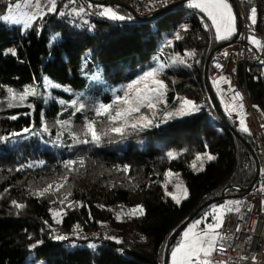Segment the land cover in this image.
<instances>
[{
	"label": "trees",
	"instance_id": "1",
	"mask_svg": "<svg viewBox=\"0 0 264 264\" xmlns=\"http://www.w3.org/2000/svg\"><path fill=\"white\" fill-rule=\"evenodd\" d=\"M10 1L0 0V16ZM239 1L247 17L256 9L260 28L264 0ZM225 42H216L202 15L181 4L151 19L121 22L81 21L57 5L27 30L0 21V264H28L32 254L39 264H164L174 232L188 218L209 213L210 221L223 199L243 195L256 172L251 140L215 109L204 80L210 52ZM176 58L185 63L173 64ZM158 63L167 104L175 108L185 97L199 106L197 113L128 129L124 136L109 134L99 144L74 143L73 137L89 138L76 134L87 121L95 120L98 129L106 121L95 109L111 102L109 90ZM45 78L59 86L50 90L52 100L44 96ZM247 85L252 105L264 114V66L252 67ZM25 88L41 94L20 101ZM72 101L83 105L80 111H73ZM204 153L215 159L197 161ZM79 158L84 166L69 172L65 162ZM201 163L202 171L193 169ZM65 176L59 192L36 195ZM176 176L187 189L179 204L165 195ZM137 206L143 215L127 214ZM103 228L114 232L103 236Z\"/></svg>",
	"mask_w": 264,
	"mask_h": 264
},
{
	"label": "built area",
	"instance_id": "2",
	"mask_svg": "<svg viewBox=\"0 0 264 264\" xmlns=\"http://www.w3.org/2000/svg\"><path fill=\"white\" fill-rule=\"evenodd\" d=\"M183 1L186 0H55V4L60 10L68 7L81 21H90L101 18V8L96 3L123 7L137 19H151L176 8ZM232 2L238 17L237 32L210 52L204 77L227 122L234 127H241L240 119L243 116L248 128L245 133L251 140L254 158L258 163V175L250 192L222 200L220 205L227 201L242 203L239 212L226 214L223 227L219 230L228 238L218 241L216 248L223 247L226 251H214L209 259L213 264L220 261L226 264H264V136L253 111L247 85L252 67L264 66V23L260 28L256 27L249 21L241 2ZM249 37L259 40L260 46L250 43ZM236 92L240 93L242 99H233ZM240 104H243L242 113L239 110ZM229 105H234L236 111L230 112ZM113 232L111 228H103L98 233L108 236ZM64 243L67 246L66 239Z\"/></svg>",
	"mask_w": 264,
	"mask_h": 264
},
{
	"label": "snow or ice",
	"instance_id": "3",
	"mask_svg": "<svg viewBox=\"0 0 264 264\" xmlns=\"http://www.w3.org/2000/svg\"><path fill=\"white\" fill-rule=\"evenodd\" d=\"M26 3H30V0H25ZM190 6L196 9H199L208 17V19L212 22V27L215 29V39L216 40H227L236 32V16L233 14V9L228 0H190ZM16 8H20V5H15ZM37 9H39V3L37 0L36 3ZM12 6H9L11 10ZM56 10L55 0H50V6L48 7V12H53ZM83 11V9H80ZM40 16L43 13H38ZM101 16L108 17L113 20H123L125 17L118 15L112 8L105 7L103 11L99 13ZM6 21H13L15 23H20L19 19H15V17L3 16L0 17ZM37 19V13L26 14L23 17L24 27H30L32 22ZM249 20L253 24L256 23V9H251V15L248 17ZM186 30V28H185ZM176 39H180V36L177 35ZM249 42L253 45L260 46L261 42L254 37H249ZM171 43V42H169ZM11 54L15 55V51L11 50ZM188 57H192L195 55L193 52H188L185 54ZM227 55V53H225ZM184 64L185 60L183 58H176L173 60V64ZM190 67V65H189ZM216 67H220L219 64ZM158 71H149L146 72L143 76H141L138 80L133 81L132 83L126 86L124 90V96L117 95L111 104H101L96 109L97 117H106L108 121V126L106 129H98L96 127L95 120H89L85 123L83 129V135L89 138L86 139H78L73 137L74 143L76 144H88L94 143L99 144L103 136H108L109 134H118L120 136H124L128 129L133 131H140L145 128L155 126L153 124V119L155 118V109L157 104L163 102V98L166 91V85L162 80L157 79ZM221 81L224 80L223 77L220 78ZM143 83L144 87L140 88L137 85ZM219 83V81H217ZM54 87H59L58 85H53ZM9 93L12 92L11 89L8 90ZM36 92L34 89L25 88L23 94L19 96L20 101H23L25 97L29 95H35ZM13 99H15V95H13ZM234 100H240L241 95L239 92H236L233 97ZM63 103V102H61ZM75 103V102H74ZM83 105L78 107L76 111H80ZM255 107V106H254ZM142 109H148L152 112V116L145 115L141 112ZM239 110L242 113L243 104L239 105ZM199 111V106L194 104L190 100H182L180 107L175 112L166 113V119H171L174 116H187L191 115L193 112ZM229 111H236V107L234 105H229ZM11 119H16L15 116L11 117ZM163 122V121H162ZM241 130L244 132L248 131V128L245 126V121L243 116L241 115L240 119ZM264 127V125H262ZM28 131V129H25ZM168 157L170 159H175V154L169 152ZM204 158L211 161L215 159V156L210 155L208 153H204L203 156L198 155L196 157L197 161H202ZM84 159L79 158L78 160H68L65 162V168L71 172L75 169L73 165L79 164L81 167L84 166ZM193 169L196 171L203 170V163L200 164L199 168H196V165H192ZM124 172L128 171V167L124 166ZM167 175H171L170 173H166ZM67 176L62 178V182L58 184H49L47 187H44L42 190L36 192L37 196H44L45 194H50L53 192H59L62 188L65 187V183L67 182ZM177 188L183 189V198L187 197V189L183 188L182 184H177ZM166 195L171 196L172 200H174L177 204L180 203V197L175 195L174 193L166 192ZM70 195V193L68 194ZM68 195L63 196V198L59 201L61 204L68 199ZM241 201H227L225 204L220 205L218 207H214L211 212V219L213 223H208L204 226L201 232H196L195 229L198 225L202 223L201 220H197L195 223L188 226V228L183 232V238L180 244L172 250V264H213V261L209 259L214 251H226L223 247L220 249L216 248L217 242L226 240L228 237L222 235L219 229L223 227L224 218L226 214L231 213L233 211L239 212V205ZM12 204L17 208H23V204H19L16 201H12ZM233 205H236L233 208ZM143 208L141 206H137L129 210L128 215H143ZM61 215L60 212H53V216L57 217ZM210 215L209 213H205V217ZM57 223L60 221L57 220ZM239 229H237L238 231ZM55 239L63 240L64 236H56ZM112 239V237H109ZM40 241H37L39 244ZM119 243V241H117ZM37 244L32 245V248H35ZM203 256V259H201ZM244 259V257H241ZM253 262H255V257L252 258ZM218 264H226L225 261H220Z\"/></svg>",
	"mask_w": 264,
	"mask_h": 264
},
{
	"label": "rangeland",
	"instance_id": "4",
	"mask_svg": "<svg viewBox=\"0 0 264 264\" xmlns=\"http://www.w3.org/2000/svg\"><path fill=\"white\" fill-rule=\"evenodd\" d=\"M228 2L230 3V5L232 6V9H233V14L236 16V32H237V25H238V17H237V14H236V10H235V7H234V4L232 2V0H228ZM36 3H37V0H30V3H26L25 0H11L10 3L8 4L5 12L0 16V17H3V16H13L15 17V19H19L21 22L20 23H15L14 20L13 21H6L2 18H0V21L5 23V24H8V25H12V26H19L22 30H27L29 27L25 28L24 27V24H23V17L26 15V14H33V13H37V19L38 18H42L44 15H46L47 13H51V12H48L47 9L48 7L50 6V0H38V3H39V9H37L36 7ZM19 4L20 5V8H16L15 5ZM9 6H12L11 10L9 9ZM56 6V5H55ZM98 7L101 8V11H103V8L105 7H109V8H112L118 15L120 16H123L125 17V19L123 20H113V19H110L108 17H105V16H101L102 19H105V20H108V21H118V22H121V21H128V20H131V19H135V16H129V17H126L122 14H120L118 11H117V8L116 7H113L111 5H105V4H98ZM181 8H183L184 10L186 11H197L199 12L201 15H202V20L204 21V24L205 26L212 32L213 34V38L215 39V29L214 27H212V22L210 19H208V17L205 15V13H203L202 11H200L199 9H196V8H193L190 6V0H186L185 2L181 3ZM54 12V11H53ZM38 13H43L42 16H40ZM250 15H251V12H250ZM249 15V16H250ZM248 16V17H249ZM36 19V20H37ZM34 20L32 22V24L36 21ZM251 22V20H249ZM31 24V25H32ZM235 32V33H236ZM234 33V34H235ZM53 35V34H52ZM56 37V36H55ZM165 38V37H164ZM51 40L53 42V36L51 37ZM166 40V38H165ZM171 41V39H170ZM216 42H219V40H216ZM164 68L163 64L162 63H158L157 66L155 67H152V68H149L147 69L141 76H143L146 72H149V71H158V75H157V79L159 80H162L164 82V79L162 78L163 75L161 74L162 72V69ZM140 76V77H141ZM139 77V78H140ZM138 78V79H139ZM94 79H97L96 77ZM137 79V80H138ZM132 83V82H131ZM130 84V83H129ZM165 84V82H164ZM44 89H45V92H44V96L46 99L48 100H52L54 97L51 95L50 93V90L54 88V84L48 80V79H44ZM128 85V84H127ZM126 85V86H127ZM126 86H123V87H115V88H112L111 90H109L110 92V96H111V102L109 104H111L113 102V100L115 99V97L117 95L119 96H124V90L126 89ZM137 87H140V88H143L144 87V84L141 83L139 85H137ZM66 90V89H65ZM37 94H41L40 90L36 91ZM165 94H166V91H165ZM26 98V97H25ZM182 100H190L188 98H185V97H181V99L179 100V102L176 104L175 108H171L169 106V104H167L166 102V99H165V95H164V98H163V102L162 103H159L157 104V107L156 109L154 110L155 111V118L153 119V123H156V122H159V121H165L167 120L166 119V113H169V112H175L179 107H180V104H181V101ZM59 102H62L60 100H58ZM193 102V100H190ZM75 101H72L69 103V106H72L73 107V111H76V109L78 107L81 106V104H78V103H74ZM194 103V102H193ZM253 111H254V114L256 116V119L258 121V124L261 128V131L264 135V127H262V125H264V114L261 112V110L257 107V106H253ZM141 112L145 115H148V116H152V112H150L148 109H142ZM194 113H197V111L193 112L191 115H193ZM175 118L176 117H184V116H174ZM173 117V118H174ZM101 126L99 127V129H106L107 126H108V121L106 119V121H103L101 122ZM70 128H71V123L69 124ZM83 129H84V126L81 127L80 129H78V133H76L77 135H79V137H86L83 135ZM206 158H204L203 160H205ZM175 186H174V190L170 193H174L175 195H177L178 197H180V202L185 199L183 198V189L182 188H177L176 185L177 184H182L183 188L184 185L180 179V176H176L175 178ZM168 192L167 190H165V193ZM166 195V194H165ZM166 196H169V195H166ZM171 197V196H169ZM220 206V205H218ZM218 206H215V207H218ZM136 208V207H134ZM133 209V208H132ZM212 212V211H211ZM144 213V212H143ZM197 220H201L202 223L200 225H198L195 229L196 232H201L202 229L204 228V226L208 223H213L212 219L210 221H207V217L202 216V217H199V218H196L194 220H192L188 225L187 227L182 231V233L180 234L179 236V239H178V244L176 245V247L180 244V242L182 241V238H183V232L188 228L189 225L195 223ZM220 230V229H219ZM218 230V231H219ZM174 249V248H173ZM172 249V250H173ZM172 250L169 254V264H172ZM39 257L38 255L36 254H32L30 257H29V261H28V264H39Z\"/></svg>",
	"mask_w": 264,
	"mask_h": 264
},
{
	"label": "water",
	"instance_id": "5",
	"mask_svg": "<svg viewBox=\"0 0 264 264\" xmlns=\"http://www.w3.org/2000/svg\"><path fill=\"white\" fill-rule=\"evenodd\" d=\"M183 2H185V1H183ZM182 2V3H183ZM237 29H238V25H237ZM204 80H205V86H206V90H207V93H208V96H209V98H210V100H211V103H212V105L215 107V109L217 110V111H219L220 112V107H219V104H218V102H217V99H216V97H215V95H214V93H213V91H212V89L210 88V86H209V84H208V82H207V80H206V78L204 77ZM255 163H256V172H255V177H254V179H253V181H252V183L249 185V187L245 190V193H248V192H250V190L253 188V186H254V183H255V181H256V179H257V175H258V163H257V161H256V159H255ZM195 215L196 214H194V215H192L190 218H188L175 232H174V234H173V236H172V238H171V241H170V243L168 244V246H167V251H166V253H165V258H164V264H167V259H168V248H169V246L177 239V237L182 233V231L187 227V225L193 220V218L195 217Z\"/></svg>",
	"mask_w": 264,
	"mask_h": 264
},
{
	"label": "crops",
	"instance_id": "6",
	"mask_svg": "<svg viewBox=\"0 0 264 264\" xmlns=\"http://www.w3.org/2000/svg\"><path fill=\"white\" fill-rule=\"evenodd\" d=\"M96 4H97V5H98V4L100 5L101 3H96ZM234 7H235V6H234ZM236 14H237V13H236ZM233 35H234V34H233ZM233 35H232V36H233ZM232 36H231V37H232ZM231 37H230V38H231ZM230 38H229V39H230ZM229 39H227V40H229ZM227 40H219V42H223V41H227ZM263 136H264V135H263ZM178 243H179V242H178ZM178 243H177V244H178ZM177 244H176V245H177ZM176 245H174L173 248H176ZM173 248H172V249H173ZM172 249H171V250H172ZM170 252H171V251H170ZM170 252L168 253L167 264H169V254H170Z\"/></svg>",
	"mask_w": 264,
	"mask_h": 264
}]
</instances>
